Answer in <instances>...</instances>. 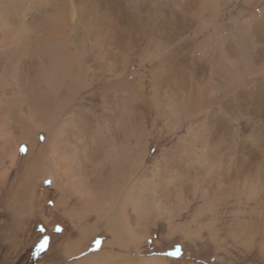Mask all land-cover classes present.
Here are the masks:
<instances>
[{"label": "bare ground", "instance_id": "1", "mask_svg": "<svg viewBox=\"0 0 264 264\" xmlns=\"http://www.w3.org/2000/svg\"><path fill=\"white\" fill-rule=\"evenodd\" d=\"M259 70H264V0H236L231 5L229 0H0V140L8 135L6 113L14 108L21 116L11 122L15 128L22 129L24 120L49 135L39 148L24 133L18 136L11 167L32 157L46 162L50 145L54 162L44 164V178H51L52 184L61 178L63 187H73L86 200L90 192L77 186L70 165L94 153L87 142L72 144L73 121L81 126L75 140L93 138L98 127L107 144L112 119L114 124L126 121L146 149L176 137L154 167L162 172V203L169 207L178 194L188 210L194 201L207 208L209 195L225 191L222 208L228 213L233 200L245 201L253 206L250 213H242L241 220L232 216L237 237L249 241L243 246L246 251L254 246L264 257V72ZM57 101L61 114L69 109L63 121L47 116L58 108ZM9 105L15 107L7 111ZM61 122L67 131L50 133ZM23 141L29 149L22 158L18 146ZM111 146L109 142L104 161L94 156L101 163L93 187L107 196L95 194L104 204L112 203ZM134 151V166L142 155L144 164L146 151ZM10 171L1 169L0 183L9 180ZM135 171L126 199L136 218L144 198L137 202L141 196L134 179L143 171ZM198 173L204 179L199 184L202 193L187 201L194 185L189 177ZM7 195L0 218H8L10 210L19 226L20 194L7 190ZM211 210L206 209L207 219L215 214ZM51 218L44 219L48 226ZM109 221L112 224V214Z\"/></svg>", "mask_w": 264, "mask_h": 264}, {"label": "rangeland", "instance_id": "2", "mask_svg": "<svg viewBox=\"0 0 264 264\" xmlns=\"http://www.w3.org/2000/svg\"><path fill=\"white\" fill-rule=\"evenodd\" d=\"M235 1L229 0L230 5ZM232 14V17H235L237 13L233 12ZM259 71L264 72V70ZM11 101L8 103L11 104ZM14 104L16 103L14 102ZM56 105L58 108H55L54 112L47 116L56 117L58 121H63L69 115V109L61 114L60 111H63L60 106L62 105L61 102L57 101ZM4 106L2 110H6V105ZM11 107L7 108V111H11L15 106ZM6 115L10 122L6 129L7 137L2 141L0 140V157H2L0 171L3 167L9 168L11 176L8 181L0 183V212L4 204L8 205L7 200L10 196L7 195V190L9 193L19 192L21 222L19 226L13 223L10 210L8 218L5 216L0 218V264H78L83 259L87 260L84 264H264V257L258 254V250V252L254 250V246L250 247L253 249L251 251L245 250L243 246L249 244V241L247 238L243 241L237 237V224L232 222L234 221L233 215L240 216L242 213H250L252 205H248L245 201L233 200L232 207L228 213H225V209L222 208V197L228 193L221 191L218 197L214 194L209 195L206 207L209 211L212 209V214H215L207 219L204 215L207 208L203 207L201 202H191L188 210L186 209V201L179 200V196L176 194L175 205H173L174 203L173 206L170 205L172 208L166 207L162 203L158 188L162 179L160 178L162 172H157L154 167L155 163L162 159L164 150L171 149L178 138L169 139L170 141L168 140L162 145L149 144L146 149L141 135L135 137L136 132L126 121L123 120L114 124L112 119V139L109 140L110 144L112 142V203L104 204L101 199H105L107 196L103 193L100 195L99 191L93 187L94 180L99 175L97 167L105 160L107 151L110 149L109 142L106 144L101 140L102 134L100 133L102 131L100 128L96 127L94 137L91 139L86 137L75 140V133H78L77 130L81 126L76 121L70 125L65 124L72 127V136H70L73 140L72 144L87 142L85 144L89 145L87 146L89 150L94 153V156L96 154L97 160L101 161L95 162L96 156L94 157L92 154L70 162L75 180L78 183L77 186H84L87 194L90 192V195L88 194L90 198L85 200L74 191L73 187H63L61 178L55 184H52L51 178H44L45 165L48 166L54 162L50 145L47 146L46 153H44L45 157L48 156L46 162L42 163L41 160L32 157V159L23 161L20 166L18 164L14 168L10 166L11 156L15 154L17 147L18 136L24 133L25 136L32 138L30 143L39 148L45 140L49 139V135L44 131L36 132V128L24 120L22 129L15 128L17 125L13 123L21 120L18 109L14 108ZM71 118L74 119L73 116ZM56 126L58 127L52 128V126L50 128V133L51 131L53 133L62 130L61 133L63 134L67 131L62 122L56 123ZM180 136L182 135L177 137ZM41 137L44 139L41 140ZM64 142L67 143L68 140L65 141L64 139ZM138 142L139 146H137ZM48 143H51V139ZM141 146L145 147V162L143 164L144 155H142V158H138L135 162L136 166H134V148L137 147L145 153ZM22 147L28 151V143L25 141L19 143L18 154L23 158L27 151L22 152ZM37 153L38 150L34 148V154ZM7 156H10V159L5 158ZM142 169L146 171L144 172ZM134 171L136 173L143 171L139 172L140 177L135 176L134 179V184L137 182L136 186L138 187L136 192L141 196L137 202L144 198L142 200L144 205L141 204L143 208L141 206L138 213H135L136 218L133 216L134 213L130 212L131 203L126 199L132 186V172ZM198 174H192L189 177L194 185L188 193L187 201L192 200L190 197L193 194L200 196L202 193L199 184L204 179L203 175ZM47 181L51 183H46ZM196 181L198 182L196 183ZM114 182L116 183L114 184ZM95 194H98L101 199ZM67 213L73 216H69ZM111 214L112 224L109 221ZM50 217L52 218L48 226L44 219ZM138 217L141 219L138 220ZM106 218L109 219L106 220ZM241 219L240 216L239 220ZM230 224H232L231 227ZM57 227L62 228L63 231L56 232ZM41 228L45 229L43 233L40 231ZM260 228L263 230L261 223ZM232 235L237 237L238 241ZM44 236L49 237L50 243L47 250L36 257L33 253L40 251V248H36V246ZM132 237L134 242H137L136 244ZM97 240L102 241V243L96 244ZM64 243H67L66 246L69 247L67 251H64ZM177 249L180 250L177 255H170V253H175Z\"/></svg>", "mask_w": 264, "mask_h": 264}, {"label": "snow or ice", "instance_id": "3", "mask_svg": "<svg viewBox=\"0 0 264 264\" xmlns=\"http://www.w3.org/2000/svg\"><path fill=\"white\" fill-rule=\"evenodd\" d=\"M44 138L43 137H41V140H43ZM21 151L22 152H26L27 151V149L26 148H24V147H22L21 148ZM46 183H51L50 181H47ZM40 231H41V233H43L44 231H45V229L44 228H41L40 229ZM55 231L56 232H62L63 231V229L62 228H60V227H57L56 229H55ZM49 243H50V239H49V237H47V236H44L43 237V239L39 242V244L36 246V248L37 247H39L40 248V251L39 252H34L33 253V255L34 256H36V257H39L43 252H45L46 250H47V247H48V245H49ZM102 243V241H100V240H97L96 241V244H101ZM36 250V249H35ZM179 249H177V251L175 252V253H170V255H177L178 253H179Z\"/></svg>", "mask_w": 264, "mask_h": 264}]
</instances>
